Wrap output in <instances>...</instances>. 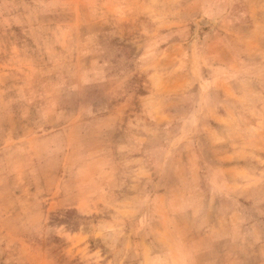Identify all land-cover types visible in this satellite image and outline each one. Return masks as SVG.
Listing matches in <instances>:
<instances>
[{
  "label": "rangeland",
  "instance_id": "rangeland-1",
  "mask_svg": "<svg viewBox=\"0 0 264 264\" xmlns=\"http://www.w3.org/2000/svg\"><path fill=\"white\" fill-rule=\"evenodd\" d=\"M0 264H264V0H0Z\"/></svg>",
  "mask_w": 264,
  "mask_h": 264
}]
</instances>
